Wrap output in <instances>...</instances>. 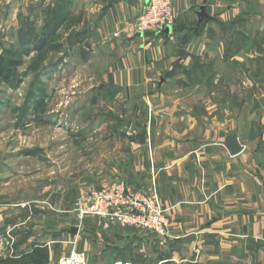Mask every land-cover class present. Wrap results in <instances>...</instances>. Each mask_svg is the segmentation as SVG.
<instances>
[{
	"label": "crops",
	"instance_id": "obj_1",
	"mask_svg": "<svg viewBox=\"0 0 264 264\" xmlns=\"http://www.w3.org/2000/svg\"><path fill=\"white\" fill-rule=\"evenodd\" d=\"M81 2L98 14L87 38L101 58L100 92L129 93V113L145 117V141H122L116 124L105 128L113 135L108 144L89 136L99 139L104 128L77 131L87 156L58 169L51 158V174L62 182L34 211L28 201L1 202L0 236L25 244L21 256L34 244L50 264H62L73 250L84 252L87 264H264V0H173L172 28L147 34L132 28L145 0ZM0 4L5 20L10 0ZM54 4L19 1L18 25L30 14L44 22ZM202 6L209 18L200 22ZM234 133L243 146L236 155L225 146ZM118 180L138 193L156 191L169 237L98 217L78 223L76 197ZM10 209L35 216L11 222Z\"/></svg>",
	"mask_w": 264,
	"mask_h": 264
},
{
	"label": "rangeland",
	"instance_id": "obj_2",
	"mask_svg": "<svg viewBox=\"0 0 264 264\" xmlns=\"http://www.w3.org/2000/svg\"><path fill=\"white\" fill-rule=\"evenodd\" d=\"M19 1L10 0L9 6L3 5L7 18L0 20V56L22 59V65L18 67L21 80L16 87H10L0 79V203L28 201L32 212L35 205L49 201L53 193L56 195L62 182L59 174H51V158L58 169L66 163H78L80 156H87L86 150H80L77 131L98 126L95 130L104 132L99 139L95 135H89L90 138L108 144L113 135L105 128L116 124L118 128L120 126L122 141H128L127 136L138 140L145 117L138 118L133 112L129 113L126 100L129 93L127 96L124 88L115 98L100 92L103 81L101 58L95 53L94 41L87 38L88 32L97 24L98 14L93 12L94 7L88 9L82 0L79 5L72 6L70 22L58 29L51 48L27 54L20 47L19 29L23 22L20 25L17 22L18 9L21 11ZM87 13L89 15L85 16ZM30 15L28 18L36 31H41L43 22H37ZM58 129L61 130L59 133ZM105 148L107 153L112 152L111 145ZM53 207L59 209L60 203ZM48 208L52 210V218H59L52 214L53 208ZM7 214L11 222L32 216L29 209L22 214L10 209ZM34 216L33 213L31 221ZM37 219L34 222L39 223ZM34 222L31 229L36 227ZM11 236H0V264H27L24 257L19 258L20 247L25 244L12 246ZM29 247L33 249L34 244Z\"/></svg>",
	"mask_w": 264,
	"mask_h": 264
},
{
	"label": "built area",
	"instance_id": "obj_3",
	"mask_svg": "<svg viewBox=\"0 0 264 264\" xmlns=\"http://www.w3.org/2000/svg\"><path fill=\"white\" fill-rule=\"evenodd\" d=\"M175 20L173 0H145L132 28L142 34L161 33L172 28ZM72 211L80 224L87 217H98L122 227L142 228L161 238L170 236V222L156 191L138 193L122 180L78 195ZM62 264H87L86 254L73 250Z\"/></svg>",
	"mask_w": 264,
	"mask_h": 264
},
{
	"label": "trees",
	"instance_id": "obj_4",
	"mask_svg": "<svg viewBox=\"0 0 264 264\" xmlns=\"http://www.w3.org/2000/svg\"><path fill=\"white\" fill-rule=\"evenodd\" d=\"M73 2L74 0H55L53 6L45 8L44 13L46 17L42 24L41 31L39 32L36 31L30 18L27 17V19L23 21V24L19 29V36L21 37L20 47L23 48L25 53L29 54L33 50L42 52L43 50H49V48H51V45H53L52 41L58 35V29L64 24L70 22ZM20 65H22V59L12 57L6 59L4 54L1 55L0 79H2L8 86L16 87L21 80V75L18 72V67ZM54 65L56 66V63ZM40 80L41 78L39 81ZM23 257L26 260L24 262L27 264H50L48 254L39 247L33 248L31 251L23 254L21 258ZM165 264L173 263L167 262Z\"/></svg>",
	"mask_w": 264,
	"mask_h": 264
},
{
	"label": "water",
	"instance_id": "obj_5",
	"mask_svg": "<svg viewBox=\"0 0 264 264\" xmlns=\"http://www.w3.org/2000/svg\"><path fill=\"white\" fill-rule=\"evenodd\" d=\"M199 17H200V22H202L205 18H209V15H208L207 10H206V6H202L200 8ZM170 29L171 28L169 27L167 29V31L170 30ZM114 89L115 90H121V87H115ZM134 139H136V138H134ZM138 139L141 142H144L145 141V135H142V136L138 137ZM225 146L231 152L232 155L239 154L243 150V146L239 142L238 135L236 133L230 135L227 138V140L225 142ZM71 232L72 233H77L78 232L77 227H72Z\"/></svg>",
	"mask_w": 264,
	"mask_h": 264
}]
</instances>
